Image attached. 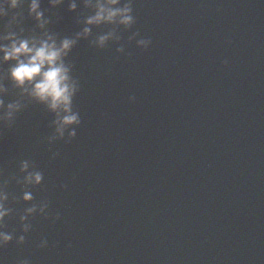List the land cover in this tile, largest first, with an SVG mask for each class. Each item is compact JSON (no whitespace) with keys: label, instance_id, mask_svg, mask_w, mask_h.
Segmentation results:
<instances>
[{"label":"water","instance_id":"obj_1","mask_svg":"<svg viewBox=\"0 0 264 264\" xmlns=\"http://www.w3.org/2000/svg\"><path fill=\"white\" fill-rule=\"evenodd\" d=\"M81 7L83 6L77 9ZM41 9L45 12L46 18L49 19V24L45 29L47 31L52 22L53 15L57 14V11L49 7L48 0H41ZM16 11L23 13L20 27L24 29V36L41 34L40 30H34V21L27 16L26 4L23 9L9 12L8 16L0 19V31L3 30L9 18ZM192 11L195 15L192 20V27L196 31V34H193L189 27L182 28L185 41L181 42V45L185 46L191 53L187 60L179 63L177 68L175 67V71L178 72V70L185 68L188 72L198 77H205L207 76L205 70L208 67H211L213 72H223V74L229 69L236 68L234 66L235 64H240L238 59L242 54L238 52L235 42L228 43V40H226L227 33L225 34L223 29L227 25L224 26L222 20L224 12L210 4H196L195 2L192 3ZM132 14L138 23L134 30H131V33L135 32L140 35L143 29H147L145 25L140 23L145 18L144 7L137 9ZM174 27L179 32L180 27L176 22ZM117 30L123 34L125 33L121 28H117ZM107 31L109 30L102 28L99 34ZM140 38L142 37L138 39ZM149 39L152 43L157 41L154 38L149 37ZM165 40V38L159 39L161 43H164L163 41ZM218 42L220 47L212 51L211 45H216ZM118 43V47H124V51L121 53L126 63L129 64V67L125 70H121L119 64L115 66L111 65V67H115L121 75L135 76L141 82L142 87L148 84L152 86L151 95L153 98H150L149 104L156 103L162 97L158 89V82H154L152 79L148 80L140 74L144 71L139 70L141 63L133 55V51L135 50L137 57L143 56L144 52L142 48L137 50L136 42L132 43L128 38L124 39V41L120 38ZM153 48L154 45H150L146 50L151 53ZM108 50L112 54L111 57L118 54L116 48H110L107 43L101 51L103 54H107ZM171 50L173 49L169 45L163 44L159 47V51L163 55L168 56ZM242 51L245 52V49ZM212 53L217 55L221 53L223 56L220 58L223 57L227 61H224V64L213 61L214 64L211 65L209 61L210 59H214L210 55ZM12 65V61L0 63V79H2L1 74H6V71ZM231 65H233V68H229ZM238 69H241V66H238L236 70L238 71ZM92 70L98 75L100 82L94 81L92 87L87 89L86 82L92 80L88 78L83 84L84 87L80 88L82 91L79 90L74 96V102L78 101L77 97H82L80 101H83L90 94L91 100L95 101L97 97L95 92L98 90L99 85L102 90H99L97 93H102V96L106 95V87L111 86L110 88H112V77L104 71L100 64L93 62ZM244 73V79L237 73H234L233 80L235 81V85L229 98L223 102L219 93L209 84L204 83L197 93L190 92L189 95H195L183 104L176 105L178 102L173 104L164 120L153 131L150 128L152 121L147 120L140 124L136 123L131 112L132 110H129L128 116L124 114H121V116H126L129 119L134 130L119 116V106L99 105L91 113H87L84 123L80 122L76 127L75 137L70 140L67 138V141L71 142L75 140L77 142L75 144L80 146L77 152L88 149L90 153H94L92 154L94 155L93 160L90 159V162L88 161L90 153L81 152V154H74L77 158L76 163L80 166L79 172H84L85 175H91L95 172L89 185L91 187L97 181L105 180L116 170L120 169L119 152L126 147L134 148L129 141L131 136L135 139H145L148 145L149 159H152L148 162H156L147 180L142 182L141 186L136 185L138 189L136 192L131 191V193L135 194L133 198L116 204L114 212L118 214V217L106 225V232L103 234L105 246H107L108 242L112 243L115 252L111 251L109 253L107 249H103L105 256L108 257V261L105 264H124L120 261L119 255L127 243L129 247L135 250L144 248V245L148 243L154 251L153 241L144 240L148 238H141L142 240H140L129 239V237L136 233L144 218H150L156 214L155 206L159 205L167 197L171 189L180 183L178 181L179 178H183L182 181H185V176L200 168L203 155L208 152L207 146L209 142L217 143V135L222 134L224 131L227 132L229 140L235 139L233 140L235 146L240 151L245 150L249 158L255 163L241 175L230 197H227L221 207L219 201L211 203L214 213L208 222H213L219 227V233L222 234L224 232L230 239L231 248L225 264H264V68L258 66L250 68V70L244 71ZM169 74L172 76L174 72L171 71ZM82 77L79 74L75 76V78ZM116 78L120 79L119 77ZM171 78L175 83L173 86L177 85L178 83L175 81V78ZM182 82L179 84H183ZM246 82L247 84H245ZM13 86L11 82L5 88L3 95H0L2 100L9 94L13 95ZM135 108L140 109L138 107ZM147 108L150 109L151 106L149 105ZM134 112L139 113L142 111ZM94 120H96V124L93 123ZM97 126L99 129L93 132ZM216 126L219 129L217 134H214L211 130ZM217 148L219 150L220 146H217ZM230 151L232 153L235 149H230ZM59 159V162H54L55 168H60L64 165L62 158L60 157ZM98 162L103 163L98 164ZM95 167L99 171L96 172ZM0 170L3 171L4 168H0ZM159 178H163L164 182L169 181L161 195H159L161 192L160 184L156 182ZM229 189L230 185L221 194V197L224 198L228 194L227 191ZM107 192L116 193L119 196L122 195L121 191H114L111 188H108L104 193ZM186 193L185 199H195L200 196L197 191L191 189L186 190ZM90 197L91 195L77 202L76 206H70L64 210V206H53L50 217L46 221L41 222V224L48 226L56 220L59 222L61 217L70 224H72V221L76 223L84 222V226L101 221L100 215L97 214ZM150 198L157 199L150 205V203H147ZM34 201H36V198ZM210 201H212V198L208 195L207 199L201 201L200 204L204 205ZM120 202H122V198ZM171 202L170 210L174 212L171 221H174V217L179 215V208L173 201ZM81 203L84 204V211H81L78 207ZM63 213L67 215H62ZM180 240L182 241V239ZM178 249L179 252L184 251L182 244ZM184 257L185 260L193 258L191 256ZM205 258L207 256L202 255V259Z\"/></svg>","mask_w":264,"mask_h":264},{"label":"clouds","instance_id":"obj_2","mask_svg":"<svg viewBox=\"0 0 264 264\" xmlns=\"http://www.w3.org/2000/svg\"><path fill=\"white\" fill-rule=\"evenodd\" d=\"M65 0H48L50 8H56ZM264 2V0H262ZM27 5V16L34 21V30H40V35L24 36V29L20 27L23 20L22 12H14L0 31V63L13 62L8 69L7 77L17 89H21V95H27L31 100L46 105L49 112L54 114L51 121L52 135L47 137L49 144L58 139H63L65 134L70 140L76 135V126L80 124L79 113L73 110V98L79 90L78 81L72 75V65L65 63V58L81 39H87L91 35L92 28L101 25L113 26L111 30L98 34L90 45L102 49L109 41H119L117 28L128 29L135 20L132 14L133 0H82V6L90 10L82 22V27L72 36L57 39L56 34L46 31L49 19L41 9V0H0V19L8 16L9 12L23 9ZM68 11L73 12L77 8L76 0H70ZM138 33L133 32L128 39H135L138 48H147L151 44L150 39H136ZM6 42V43H5ZM124 51L123 46L116 48L117 53ZM5 88L0 86V95ZM134 97H129L133 100ZM23 105L19 101L5 104L0 99V123H10L15 114L20 112ZM56 156L53 153L52 158ZM32 169V170H30ZM19 172L22 177L13 176L10 179L16 184L25 187L40 185L43 175L35 170L28 160L19 163ZM8 181L0 182V248L13 240V233L6 232L4 220L12 213V208L7 206L9 194L5 191ZM15 199V198H13ZM25 203L33 200L30 191H23L19 197ZM48 204L41 201L32 204L23 210L19 216L21 233H27L31 229L28 218L33 214L46 215ZM58 218V217H57ZM16 243L23 244L25 236H16ZM47 246V240L42 239L38 245L40 248ZM2 264V261H0ZM20 264H29L23 260Z\"/></svg>","mask_w":264,"mask_h":264}]
</instances>
